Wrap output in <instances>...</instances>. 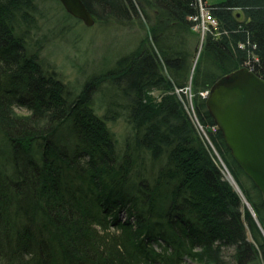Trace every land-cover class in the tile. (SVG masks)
Segmentation results:
<instances>
[{"label":"trees","instance_id":"trees-1","mask_svg":"<svg viewBox=\"0 0 264 264\" xmlns=\"http://www.w3.org/2000/svg\"><path fill=\"white\" fill-rule=\"evenodd\" d=\"M83 1L97 24L140 23L153 42L77 92L41 58L39 0H0V264H229L228 250L230 264H264L258 224L183 103L192 82L212 127L201 90L247 62L264 79V0L208 5L231 36L207 41L194 77L187 36L199 44V0ZM210 136L264 225L262 193L221 131Z\"/></svg>","mask_w":264,"mask_h":264},{"label":"rangeland","instance_id":"rangeland-1","mask_svg":"<svg viewBox=\"0 0 264 264\" xmlns=\"http://www.w3.org/2000/svg\"><path fill=\"white\" fill-rule=\"evenodd\" d=\"M223 1L224 0H206L204 2V0H199V13L190 18L195 23L194 30L199 37V44L195 45L196 37L191 34L187 36L189 52L192 51L193 53L194 51L191 72L192 77H194L196 68L200 62L202 65L206 63L204 55L207 41L210 38L221 40L222 38L231 36V32L222 26L220 20L216 19L208 8V5L219 4ZM39 4L41 13L38 18L39 29L37 30V38L43 41V48L40 53L41 58L44 59L45 64L55 68L60 74L61 79L77 92L82 90L83 85L87 81L91 80L93 77H100L109 69L113 68L117 60L121 57L137 50L142 41H144L143 45L153 42L151 38H148L147 29L142 27L140 23L127 27L117 24L106 25L98 22V24L95 23L94 26L89 27L77 18H73L72 16L68 17L69 14L67 10L59 0H39ZM208 15H211L214 21H208ZM234 15H237L238 19L242 22L247 21L246 13L241 10L235 11ZM239 46L240 49L246 50L247 45L241 43ZM255 49L256 46H253L251 51H249L251 55L250 59L258 60L256 54H254ZM250 65V62H247L243 68H247L254 72V69L252 70ZM214 70L218 71L217 68ZM210 90H201L198 93L199 97L206 100V104ZM150 92L153 97L158 99L165 93L163 88L152 89ZM176 93L180 94L181 91L178 90ZM184 94L186 96V100L183 101L185 110L195 123L203 139L206 141L208 149L213 159L221 168L225 180L240 194L245 206L251 212L264 236V225L260 221L251 203L248 202L239 185L241 192L237 189V186L234 184L236 179L233 177L230 169L211 140L210 135L217 133L220 129L217 125L212 127L204 126L198 117L196 95L192 87V82H190ZM95 99L98 102L102 100V98H99V95H97ZM112 128L119 138H123L127 135L124 120H120L117 124L112 126ZM232 181L234 182L232 183ZM121 213V220H126L128 214L125 210ZM249 238L250 242L253 243L254 240L251 233H249ZM223 255L224 260L229 264L233 262L234 252L232 250L226 251ZM183 264L206 263L203 261L196 262L186 257L184 258Z\"/></svg>","mask_w":264,"mask_h":264},{"label":"water","instance_id":"water-1","mask_svg":"<svg viewBox=\"0 0 264 264\" xmlns=\"http://www.w3.org/2000/svg\"><path fill=\"white\" fill-rule=\"evenodd\" d=\"M59 1L87 26L96 23L83 0ZM207 107L233 158L264 197V79L247 68L233 72L211 88Z\"/></svg>","mask_w":264,"mask_h":264},{"label":"built area","instance_id":"built-area-1","mask_svg":"<svg viewBox=\"0 0 264 264\" xmlns=\"http://www.w3.org/2000/svg\"><path fill=\"white\" fill-rule=\"evenodd\" d=\"M207 20H208V21H212V20L214 21V19L212 18L211 15H208V16H207Z\"/></svg>","mask_w":264,"mask_h":264},{"label":"bare ground","instance_id":"bare-ground-1","mask_svg":"<svg viewBox=\"0 0 264 264\" xmlns=\"http://www.w3.org/2000/svg\"><path fill=\"white\" fill-rule=\"evenodd\" d=\"M84 2V1H83ZM86 5V4H85ZM87 7V6H86ZM90 11V10H89ZM69 14V13H68ZM70 16H72L71 14H69ZM93 15V14H92ZM73 18H75L74 16H72ZM95 19V18H94ZM95 22H96V20H95ZM231 178V177H230ZM232 179V178H231ZM233 180V179H232ZM235 180V179H234ZM235 183L237 184V182L235 181ZM237 186H238V184H237ZM239 187V186H238Z\"/></svg>","mask_w":264,"mask_h":264}]
</instances>
